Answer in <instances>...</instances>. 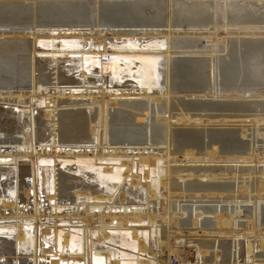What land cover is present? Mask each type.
<instances>
[{
  "label": "bare ground",
  "instance_id": "1",
  "mask_svg": "<svg viewBox=\"0 0 264 264\" xmlns=\"http://www.w3.org/2000/svg\"><path fill=\"white\" fill-rule=\"evenodd\" d=\"M25 1L0 0V28L21 31H13L15 34L10 37L7 31L0 33L1 38L5 37L0 40V102L11 103L5 106L10 110L0 105V136L18 144L15 151L0 148V184L4 186L0 196L13 186L16 190L14 198L0 197V229L15 231L12 240L0 234V256L14 255L13 264H70V261L99 264V256L107 260L106 264H122L120 259L110 258L111 251L105 248L113 236L127 245L136 242L135 264H171L172 254L178 255L180 264H238L244 255L245 264H264L257 260L263 257L257 251L264 249V226H261L264 225V196H259L264 185L260 187L258 179L253 182L257 185L254 196L251 194L254 184L245 182L249 178L245 175H254L255 179L257 167H244L240 171L249 172L239 173L244 183L234 184L233 180L240 178L237 168L229 177L233 179L229 183L231 169L228 165L218 167L214 163H245L251 159L255 164L264 163V153L254 155L255 149L250 150L252 145L239 140V136L248 137L250 130L245 125L240 131H201L199 126L228 125L224 113L206 121L200 111H223L226 107L232 112L251 111L244 106L251 105L246 99H264L263 94L255 97L256 89L264 87V38L261 39L264 12L261 15H258L261 11L253 13L254 9L250 12L237 0H169L172 12L168 20L164 13L166 0H129L128 3L103 0L98 1L94 20L88 0H59L51 4ZM103 3L107 5L101 6ZM146 9L152 12L148 14ZM82 28L87 29L81 31ZM230 28L235 29L230 31ZM201 30L215 32L206 36L207 32L202 34ZM235 30L237 32H233ZM198 35H205L203 38L209 45L198 43ZM228 36H237L239 40L228 41ZM250 36L255 38L246 39ZM258 36H262L260 40ZM61 38H80L84 46L91 44L89 50L73 54L98 57L110 54L108 43L114 39L149 41L143 48L115 50L140 60L137 70L140 86L112 89L105 85V76L100 78V87L86 86L95 79H86V74L82 73L79 81L71 75V69L61 68L63 62L58 58L72 54L54 48ZM160 39L165 41L163 46ZM49 40L52 50L37 47V44L47 47ZM219 41L225 44L223 50ZM198 48L208 49L211 56L203 54L198 56L202 59L188 57V60L175 56L174 51L179 54L181 51L205 52L195 50ZM221 52L225 55H219ZM160 58L164 59L161 64ZM158 65L162 66L161 76L166 75L162 83L165 89L156 85ZM16 84L32 86V89L29 93L10 91L9 96L4 97L3 91L15 89L12 86ZM219 87L235 92L232 94L235 96L230 97L243 99V102L217 103L218 98L232 99L228 98L229 90L225 94ZM179 94L181 99L175 96ZM206 97L211 103L208 98V102L185 101ZM39 101H44V107L36 106ZM24 106L29 107V113H20ZM255 106L264 111V102ZM60 107L73 109L61 111ZM122 107L140 111L145 116ZM36 112L43 115L37 118ZM252 119L256 125L254 131L264 138V128H261L264 115L261 112ZM240 122L251 123V120ZM66 145L82 146L68 149ZM128 146L133 147L130 155L124 148ZM75 147L82 149L75 150ZM88 156L109 162L103 165V173L114 174L117 169L120 183L116 192L99 190L96 183L91 182L95 176L90 174L75 177L57 173L58 159ZM228 156L231 158H226ZM41 158H53L55 163L53 190L44 195L50 204L48 210L43 209L40 200L38 162ZM185 161L203 166H177L178 162ZM28 176L32 178L33 212L20 203V194L27 187L24 179ZM45 181L47 183V177ZM244 194L246 197L241 196L239 201V196ZM82 198L85 200L81 201ZM233 203L240 204L236 210L231 207ZM248 203L253 205L247 216L251 221L246 224L247 230L237 231L235 218H241V205ZM65 207L76 211H63ZM7 208H12L9 216L4 212ZM42 220L47 224H41ZM5 221L11 223L4 224ZM63 222L69 225L63 246L69 244L71 229H79L80 253L58 252L57 235L55 249L43 246L45 237L51 233L47 230L53 229L57 234ZM26 226H32L30 240ZM123 231H129L130 238ZM260 238L262 241H258ZM241 239L245 240L243 248ZM27 242L30 246L22 248L28 255L24 259L20 246Z\"/></svg>",
  "mask_w": 264,
  "mask_h": 264
},
{
  "label": "water",
  "instance_id": "2",
  "mask_svg": "<svg viewBox=\"0 0 264 264\" xmlns=\"http://www.w3.org/2000/svg\"><path fill=\"white\" fill-rule=\"evenodd\" d=\"M162 46L165 44L164 40L160 39L158 40ZM109 42V41H108ZM57 45L54 47L57 50L60 51H70V55L67 57H60L59 62L61 64V68L65 67L67 70H70L72 72L71 75H73L74 78L81 81V74H86V79H89L90 77L94 78L93 84H87L86 86H98L100 87L102 85L100 78L102 76H105L107 82H105V85L109 88L118 90L119 88H131V87H139L140 84L138 83V75L137 70L140 63V60L135 59L131 56V54L128 53H116L115 50L118 49H126L129 47L134 48H143L146 47L147 44H149V41H137L136 39H130V38H121V39H114L112 42L108 43V48L112 50L110 54H107L106 56L98 57V56H92V55H85L80 56L79 54H73L77 53V51H83V50H89L91 48V44L89 46H84L82 39L80 38H61L60 40H57L55 42ZM47 47H42L41 45L37 44L38 48L40 50H52V47H50V40L46 41ZM164 61L163 58H160L159 63L161 64ZM158 75L156 76V85L157 88H161L162 83L165 80V76H161V70L162 66L158 65L157 68ZM53 71V70H51ZM166 71V69L164 70ZM145 86V85H144ZM147 88H150V85H147ZM80 89V88H79ZM36 106L38 108L44 107V101L36 102ZM5 109L10 110L11 108L4 107ZM13 109V108H12ZM20 113L27 114L29 113V108H26L25 106L22 107ZM37 114V112H36ZM73 146H79L82 145H66V147H69L68 149H71ZM82 149V148H74ZM112 163H115L114 165L117 166L118 162L110 161ZM10 163V161H9ZM28 164V162H26ZM106 161H99L94 159L93 157H78V158H60L57 160L56 163V169L57 173L61 172L64 174H68L75 177H82L85 174H90L94 177V179H91V182L96 183L97 188L101 191L109 190L111 192L117 191V186L120 183V177L117 174V169L114 170V174H107L103 173V165H106ZM54 159L53 158H41L38 162V173H39V187L42 189V195H45V192L51 193L53 190V179H54ZM47 177V184L45 181V178ZM26 184L30 186L31 177L26 178ZM48 185V187H47ZM3 185L0 184V191H3ZM47 188V190H45ZM16 194V190L14 186L7 192V194H3L5 198H14ZM43 204H46L47 201H45V198L42 196L40 199ZM85 198H82L81 201H84ZM52 203V202H51ZM64 223V222H63ZM61 228L57 231V234H55L54 230L51 229V233L45 237V240L43 242V246L45 248H53L54 246V238L57 235V250L58 252L65 251L66 253H80L82 251V245L80 241V230L79 229H71V237L69 240V244L67 246H63V237L64 233L67 231L69 226L67 222L64 224H59ZM32 226H26V233H27V239L30 240L33 237L32 234ZM0 232L4 234L5 236H9L11 239L13 236H15V231L13 228H4L0 229ZM116 233V232H113ZM124 235L127 233L129 235H125L127 238H130V232L129 231H123ZM3 235V236H4ZM24 246H30L29 242L22 243L20 246L21 254L27 255V253H23L22 248ZM130 246V247H129ZM105 248H108L111 251V257L112 259H120L122 264H135L136 255L137 252V246L136 242L132 241L129 245H127L125 242H123L121 239H117L115 237H111L110 240H108L105 244ZM109 259V258H108ZM99 264H106V259L103 256L98 257ZM43 262V259H41ZM70 264H81L80 262H73L70 261ZM61 264H65L64 262H61Z\"/></svg>",
  "mask_w": 264,
  "mask_h": 264
},
{
  "label": "rangeland",
  "instance_id": "3",
  "mask_svg": "<svg viewBox=\"0 0 264 264\" xmlns=\"http://www.w3.org/2000/svg\"><path fill=\"white\" fill-rule=\"evenodd\" d=\"M40 2V3H42V4H51L52 2H59V0H37V2ZM98 1H101V2H103V0H88L87 1V3H89L90 4V7H91V9H92V13L90 12V15L91 16H93V18H94V20H96L95 18H96V13H97V7L99 6L98 5ZM106 2H110V0H105ZM122 2H125V3H128L129 2V0L127 1V0H121ZM237 1H239V2H241V5L242 6H246V9H248L250 12H252V9H254L253 10V13H255L256 11H261V12H259L258 13V15H261L263 12H264V7L262 6L261 7V5H262V3H263V0H262V2H258V0H237ZM255 1H257V3L255 2ZM25 2H32V0H27V1H25ZM111 2H114V0H111ZM118 2V1H117ZM120 3V2H119ZM260 3V4H259ZM169 4V0H166V10H165V18L166 19H168L169 20V17H171V13L170 12H172L171 11V8L170 7H168V6H170V5H168ZM103 5H107V4H105V3H103V4H101V6H103ZM44 6H50V5H44ZM169 8V9H168ZM260 9H262V10H260ZM263 11V12H262ZM146 12H148V14H150L151 12H152V10H150V9H146ZM169 16V17H168ZM95 24V23H94ZM93 24V25H94ZM92 25V26H93ZM86 29L87 28H82V30L81 31H86ZM233 29H235V28H230V31L231 30H233ZM16 29H12V28H0V33L2 32V31H7L8 33H7V36L8 37H10V35L11 34H15V33H12L13 31H15ZM95 30H96V28H95ZM17 31H20V30H16V32ZM192 31H194V30H192ZM221 32H224V30H220ZM21 32V31H20ZM195 33H197L198 31H194ZM204 32V33H203ZM207 32V33H206ZM211 32H215L214 30H209V31H204V30H201V33L202 34H205L206 36H208V34L209 33H211ZM233 32H237L236 30L235 31H233ZM181 33H185V34H187V33H191V32H187V31H182ZM16 34H18V33H16ZM23 33H20L19 35H22ZM205 35H198V39H197V41H198V43L199 42H201V43H203L204 45H209L208 43H206V41L204 40V38L203 37H205ZM228 37H230L229 39H228V41L229 40H231V39H235V40H239V37H237V36H233V38L231 37V36H228ZM260 37H262V36H258V37H256L258 40H260ZM253 38H255V37H251L250 36V38L249 37H247L246 39H253ZM264 37H262L261 39H263ZM4 40L5 39V37L4 38H1L0 37V40ZM220 43H219V45H220V50H223V48H224V42H222V41H219ZM223 44V45H222ZM195 50H198V51H202V52H204V53H191L190 51H181L182 52V54L180 53H176V51H174L175 52V56H176V58L177 59H181V60H186L188 57V59H192V58H199V59H202V57H198V56H200V55H205L206 57H209V56H211V53H210V51H208V49H195ZM206 50H207V52H206ZM189 52V53H188ZM194 54L196 55V57L194 56ZM207 54V55H206ZM179 55V56H178ZM219 55H225L223 52H221ZM183 56V57H182ZM180 57V58H179ZM184 57H185V59H184ZM222 57V56H221ZM187 59V60H188ZM221 67H223V64H221ZM53 71H51V73H52ZM53 74V73H52ZM91 78V77H90ZM240 84H242V83H240ZM17 85V86H16ZM16 85H14V86H12V87H15V89H8V90H4L3 92L5 93V95H4V97H6V96H9V92L10 91H12L13 93L15 92H18V91H20V90H23L24 92H27V93H29L30 91H31V89H32V86H27V85H23V84H16ZM23 85V86H22ZM22 86V87H21ZM161 86H163V85H161ZM18 87V88H17ZM26 87V88H25ZM23 88H25V89H23ZM28 88H29V90H28ZM164 89H165V87H163ZM162 87H161V89H163ZM219 90H221V92H225V94H227L228 93V98H232V99H224V98H218V99H216L215 101H217V103H220V104H231V103H235V102H238V103H240V102H243V99L241 100V99H235V97L233 98V97H230L233 93H235V92H232V91H230V89H227V90H229L228 92H227V90L225 91V88L223 87V88H220L219 87ZM257 90H258V93L255 95V97L256 96H261L262 94L264 95V87H259V88H257L256 89V92H257ZM8 92V93H7ZM227 92V93H226ZM240 94V93H239ZM242 95H243V93H242ZM248 95V94H247ZM246 95V96H247ZM177 98H179V99H181V96L182 95H175ZM232 96H235V95H232ZM240 96V95H239ZM248 97H249V95H248ZM7 98V97H6ZM209 99V103H211V99L209 98V97H206V98H192V99H189L188 100V98L187 99H185V101L186 102H193L194 100V102H196V101H200V102H208L207 100ZM260 98V99H259ZM183 100H184V98H182ZM194 99V100H193ZM207 99V100H206ZM202 100V101H201ZM248 102H249V104L251 103V105H244L245 107H248V108H251V111H243V112H237V111H235V112H232L231 110H230V108H228V107H226L225 109L223 108V111H204V113L203 112H201L200 111V114L202 115L201 117L203 118V120H209V118H212V117H215L216 115L218 116V115H221V114H223L224 116H226V117H228V125H222V124H217L216 122V124H204V125H199V126H201V129L200 128H198V129H200L201 131L203 130V131H211V130H223V131H234V129H235V131H240L241 129H242V127L245 125V127L247 128V129H249L250 131H248V137L247 138H240V136H239V140L241 141V142H244V143H248L249 145H252V147H250V150L251 149H255V154L254 155H256V154H258V153H264V138H262V137H258V134L256 133V131H254L255 129V127H256V125H254L253 124V116H255V115H258V114H261V112H262V115H264V111H261L260 110V108H258L257 106H255L256 105V103H262V102H264V99H261V97H258V99L257 98H249V99H246ZM86 101V100H85ZM49 103H50V101H49ZM244 103H246L245 101H244ZM254 103V105H252ZM11 103H6V102H0V105H4V106H2V107H5V106H8V105H10ZM50 104H52V103H50ZM177 103H175V101H174V105L175 106H177L176 105ZM239 106V105H238ZM26 107V106H25ZM26 108H29L28 106L26 107ZM118 108H121V106L120 107H118ZM69 109H73L72 107H68V108H61L60 107V109L59 110H65V111H69ZM122 109H124L125 111H129L130 109H128V108H124V107H122ZM259 111H261L260 113H259ZM130 112L131 113H136V114H138V115H144L142 112H140V111H137V112H135V110H130ZM207 112H209V113H207ZM213 112V113H212ZM217 112V113H216ZM226 112V113H225ZM237 112V113H236ZM248 112V113H247ZM173 114L175 113V114H178V112L177 111H173L172 112ZM215 113V114H214ZM228 113V114H227ZM43 115V113H35V116H37V118L38 117H40V116H42ZM209 117H208V116ZM215 115V116H214ZM231 115H234V116H229ZM248 115L249 116H251V117H248ZM145 116V115H144ZM216 116V117H217ZM236 116V117H235ZM242 116V117H241ZM243 116L245 117L244 119H243ZM200 117V118H201ZM247 117H248V119H247ZM197 118H199V116L197 117ZM221 118H224V117H220L219 119H221ZM249 118H251V119H249ZM251 120V123L250 122H247V123H245V124H243L242 122H240L241 120ZM43 120V119H42ZM240 120V121H239ZM2 121V118H0V122ZM45 121V120H44ZM241 123V124H240ZM176 125H179V126H182V125H180L179 123H177L176 122ZM189 125V124H188ZM206 125V126H205ZM213 125V126H212ZM215 125H216V127H215ZM192 125H189L188 127H191ZM205 126V127H204ZM218 127V128H217ZM179 128V127H178ZM174 128V129H177V130H179V129H181V128ZM241 128V129H240ZM261 128H264V124L262 123L261 124ZM208 129V130H207ZM252 129V130H251ZM197 130V129H196ZM252 135V136H251ZM9 139H7L6 138V136H3V137H1L0 136V148L2 149V151L3 150H9V149H11V148H13V149H11V150H13V151H15L16 149V146L18 145L17 143H15V142H11V141H8ZM7 141V142H6ZM15 145V147H13L14 145ZM119 146H121V145H119ZM130 147H132V146H128V147H124L125 148V150L128 152L127 154L128 155H130L131 153H133V147L132 148H130ZM161 148H163V147H161ZM131 151H130V150ZM129 150V151H128ZM130 152V153H129ZM221 152V151H220ZM257 152V153H256ZM222 155V156H221ZM264 155V154H263ZM183 156V155H182ZM234 157H237L236 155H233ZM88 157H90V156H88ZM220 157H224L223 156V154H220ZM219 157V158H220ZM225 158V157H224ZM226 158H231L230 156H228V157H226ZM253 160L251 159V160H249V162H240V163H234V162H230V161H228V162H220V161H218V162H214V163H217V166L219 167V166H227L228 165V168L229 169H231V170H229L228 171V173L230 172V174L231 175H229L228 176V181H229V183H231L232 182V180H229V177H231V176H233L232 175V173L234 174V169H236L237 168V171H238V174L240 173V174H244V173H249V172H243V171H240V170H242V169H244V167H245V169H246V167L248 168V169H251V168H254V167H257V171H258V173H255L256 174V176H255V179H254V175L252 176V177H250V175L248 176V175H245L246 177H249L248 179H247V181H245V182H249L250 184H251V182H252V184H254V186L253 185H251L252 186V191H251V194L252 195H254V196H256V193H254L255 192V189H256V179H258L259 180V185H260V187H262L263 185H264V163H257V164H255L254 162H252ZM206 164L207 163H209V162H205ZM174 164V163H173ZM178 164L179 165H177V166H188V167H195V166H197V167H199V166H203V164H198V163H191V162H181V163H179L178 162ZM210 164V163H209ZM235 164V165H234ZM214 165V164H213ZM212 165V166H213ZM238 165V166H237ZM255 165V166H254ZM174 166H175V164H174ZM239 168V169H238ZM247 169V170H248ZM238 175L240 178L237 180V181H234L233 180V182L232 183H234V184H236V183H244V181L242 180L243 178H242V176L243 175ZM29 177H31V176H29ZM27 178V177H26ZM26 178L24 179V181H25V185L27 186L26 187V191H22V193L20 194L21 195V197H20V203H21V206H23L27 211H29V212H33L34 210V199H33V197H34V193H32L33 192V190H32V185H31V182H32V178H31V182H30V186L28 185V184H26ZM252 178V179H251ZM240 180V181H239ZM231 181V182H230ZM253 182H255V183H253ZM241 185V184H240ZM256 185V186H255ZM254 187V188H253ZM260 189V188H259ZM40 190H41V187H40ZM30 191V192H29ZM254 191V192H253ZM229 194V193H228ZM259 194H261V195H259V196H264V191H261ZM245 195V194H244ZM244 195H240L239 197H240V199H238L239 201L240 200H242L241 198L242 197H246V195L244 196ZM242 196V197H241ZM43 197H44V195H43ZM42 198V193H41V191H40V199ZM45 198V197H44ZM6 199H8V198H6ZM238 200H233L234 202H236V201H238ZM45 201H46V199H45ZM66 202V200H64V203ZM41 204H42V206H43V209H47L48 210V207L50 206V204H48V202L46 203V204H43L42 202H41ZM262 204L264 205V201L262 202ZM240 204H237V203H233L232 205H231V207H233V209L234 210H236V207H238ZM235 206V207H234ZM241 206H243L242 207V209H240V211L242 212V214L240 215L241 216V218L240 219H237V218H235L236 219V221H235V219H234V221L235 222H237V224H238V226L235 228V230H241V231H245V230H247V229H245V228H247V225L246 224H248L251 220L247 217L248 215H250V213L252 212V204H243V205H241ZM228 208H229V204H228ZM10 209H12V208H7L4 212L6 213V215L7 216H9L10 215V213H11V210ZM69 209H71L72 211L71 212H73V211H76V210H73L72 208H68V207H65V208H63V211H68ZM264 206L262 207V214H263V217H264ZM33 210V211H32ZM3 211V210H2ZM47 214H50V212L49 211H47ZM8 223H11V222H4V224H8ZM41 224H47V222L45 221V220H42L41 221ZM48 225H50V224H48ZM261 226H264V225H262L261 224ZM48 232H51V229L49 230H47ZM229 240V239H228ZM42 242H43V240H41ZM243 241H245L244 239H241V242H242V246H240V247H242L243 248V246L245 245V242H243ZM258 241H262V239L260 238V239H258ZM192 253H193V250L191 251V255L190 256H192ZM257 253L259 254V255H263V257H259L257 260L258 261H264V249L262 250V251H257ZM24 255V254H23ZM26 256V258L28 257V255H24L23 257H21V258H24ZM14 258V255H11V254H9V255H3L2 257L0 256V262L3 264V263H10V264H13V262H11V259H13ZM26 258H24V259H26ZM24 261V260H23ZM22 261V262H23ZM46 261H44V263H45ZM170 262H171V264H180V260H179V257H178V255L177 254H172L171 255V257H170ZM238 264H245V255L243 256V257H241L240 258V260L238 261Z\"/></svg>",
  "mask_w": 264,
  "mask_h": 264
},
{
  "label": "snow or ice",
  "instance_id": "4",
  "mask_svg": "<svg viewBox=\"0 0 264 264\" xmlns=\"http://www.w3.org/2000/svg\"><path fill=\"white\" fill-rule=\"evenodd\" d=\"M0 234H2V233H0ZM125 235H129V234L126 233Z\"/></svg>",
  "mask_w": 264,
  "mask_h": 264
}]
</instances>
